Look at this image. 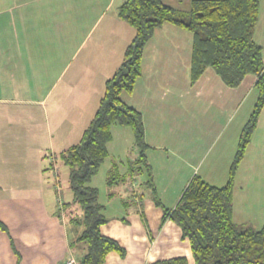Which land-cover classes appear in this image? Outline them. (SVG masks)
Masks as SVG:
<instances>
[{
    "label": "crops",
    "instance_id": "obj_1",
    "mask_svg": "<svg viewBox=\"0 0 264 264\" xmlns=\"http://www.w3.org/2000/svg\"><path fill=\"white\" fill-rule=\"evenodd\" d=\"M124 1L0 0V221L7 228H0V264H66L69 260L81 264L85 246H70L81 229L70 234L66 215L58 211L60 192L67 201L62 164L69 176L61 153L82 139L104 96L106 81L121 65L135 36V29L118 15ZM162 1L174 6L171 0ZM177 1L185 4L184 10L190 8L191 0ZM263 19L264 0L258 29ZM255 33L264 54V42ZM192 48L190 31L163 24L146 45L143 73L134 91L123 94L124 101L142 113L149 161L155 162L154 149L163 148L167 153H181L190 166L188 173L173 172L177 187L165 185L166 196L160 200L166 208L177 205L198 168L189 161L188 155L195 154L187 148L188 129L178 121L188 104H196L188 101V95L204 81L200 92L209 88L207 74L223 91L215 92L213 102L223 107L235 92L223 88L212 68L190 84ZM138 92L141 98L134 101ZM236 134L239 142V131ZM166 137L171 145L164 143ZM134 146L130 161L138 156ZM126 172L120 173V187L109 193L112 198L121 196V208L109 214L104 204L108 222L101 227L126 254L110 252L105 264H163L180 256L187 258V264H196L181 228L171 219L163 220V208L156 204L152 187ZM201 176L207 180L205 174ZM241 188H234V223L243 229L262 228L264 184L249 193Z\"/></svg>",
    "mask_w": 264,
    "mask_h": 264
},
{
    "label": "trees",
    "instance_id": "obj_2",
    "mask_svg": "<svg viewBox=\"0 0 264 264\" xmlns=\"http://www.w3.org/2000/svg\"><path fill=\"white\" fill-rule=\"evenodd\" d=\"M261 1L191 0L187 10L162 0H125L119 6V17L135 29V36L125 50L121 65L106 81L104 96L82 139L61 153V160L69 168L72 198L64 201L61 195L58 211L60 215H66L70 234L81 229L70 240L73 249L82 244L85 246V252L79 258L81 264H105L107 255L113 251L126 254L116 239L102 233L101 227L108 218L105 205L99 200V189L91 184L109 156L108 144L113 137V125H126L133 129L138 156L129 160V171L131 174L147 172V183L154 190L156 204L162 206L147 156L150 146L146 141L142 113L127 104L123 94L134 91L143 73L146 45L156 29L166 23L178 25L193 34L192 83L208 67L213 68L229 87L240 85L248 75L254 74L259 94L242 129L226 184L214 185L195 173L177 205L174 208L162 206L163 220L171 219L181 228L196 264H264V226L243 229L232 218L236 172L264 106V54L262 45L255 39ZM108 174L109 185L120 182L117 161ZM0 228L7 229L1 221ZM162 263L187 264L188 261L180 256Z\"/></svg>",
    "mask_w": 264,
    "mask_h": 264
},
{
    "label": "rangeland",
    "instance_id": "obj_3",
    "mask_svg": "<svg viewBox=\"0 0 264 264\" xmlns=\"http://www.w3.org/2000/svg\"><path fill=\"white\" fill-rule=\"evenodd\" d=\"M116 1L118 3V0ZM171 1L175 7L184 10L182 8L183 5H185L183 2L179 3L177 0ZM263 25L264 19L259 29L256 26V30L259 34V42H264ZM81 57L82 51L79 54V58ZM78 62L79 60L73 65L75 66ZM209 68L211 69V67L207 69ZM206 76L207 78L205 79L209 81V88L200 92L201 88L205 86L204 81L201 85L191 90V94L188 95V101L192 100L193 103L196 104L194 106L188 104L185 107V112L178 114V121L181 127L184 126L188 129L189 136H187V148L189 150H194V157L191 154L188 155L189 159H191L189 160L190 163L192 164L194 162L192 167L194 164L198 167L197 171L195 170L193 174H205L209 182L217 186H223L226 184L229 177V169L235 156L237 144L239 143L237 142L239 135L236 133L239 131L241 135L242 129L252 114L258 100V89L256 87L252 89L253 87H251V84L255 83L257 77L254 74L248 75L240 85L230 87L235 89L233 97L230 98L229 95L228 101L221 107L220 103L216 101L213 102V95L215 92L223 91L214 81L209 80L208 74ZM218 77L220 78L219 75ZM220 82L223 88L226 89L227 85L224 84L221 79ZM190 84H193L191 80ZM198 92L199 97H197ZM137 98H141L139 92L134 94L133 100L135 101ZM195 100L196 102H194ZM112 133V140L108 144L109 156L92 180L93 185L99 188V200L106 205L108 209L107 213L109 214L121 208L119 205L121 196L117 195L112 198L109 194L112 190H117L120 187L117 185L119 181L112 186L108 184V171L112 168L115 161L119 164L120 173L124 174L127 171L126 173H128L129 177L130 175H136L137 181L140 183L148 179L147 172L131 174V171H129L128 162L131 149L134 146L132 144H134L135 141L133 129L130 126L115 124L112 126ZM169 141L170 137H166L164 143H166V145H171ZM191 141L193 144H191ZM134 148L137 149L136 145ZM171 148L174 149L175 144H172ZM233 150L234 153L232 154ZM153 152L155 155V162H152L154 184L159 190V192L157 190V196L162 200V195L166 196L165 193H162L165 185L172 183L175 187L178 186L176 185L178 184L177 179L175 180V177L172 176L173 172L177 175L185 171L188 173L190 171V166H187V162L183 160L181 153H167V150L163 148L154 149ZM59 164H62L61 160H59ZM166 164H168V166L165 168L164 165ZM62 165L60 166L62 189L66 200H69L72 193L68 184L67 168ZM198 171L200 172L198 173ZM169 172L172 179L171 177H167ZM262 184H264V106L260 111L257 127L251 136L250 143L235 176V186H241L242 188L239 190L244 193H249ZM60 197L61 192L59 193V198Z\"/></svg>",
    "mask_w": 264,
    "mask_h": 264
},
{
    "label": "built area",
    "instance_id": "obj_4",
    "mask_svg": "<svg viewBox=\"0 0 264 264\" xmlns=\"http://www.w3.org/2000/svg\"><path fill=\"white\" fill-rule=\"evenodd\" d=\"M58 188V187H57ZM62 200L61 197L59 198V203L61 204ZM74 262L72 260H69L66 264H73Z\"/></svg>",
    "mask_w": 264,
    "mask_h": 264
}]
</instances>
